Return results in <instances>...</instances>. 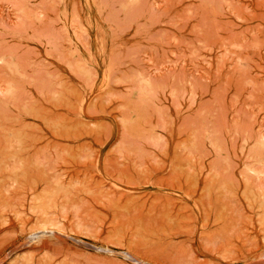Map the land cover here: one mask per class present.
I'll list each match as a JSON object with an SVG mask.
<instances>
[{
  "label": "rangeland",
  "instance_id": "obj_1",
  "mask_svg": "<svg viewBox=\"0 0 264 264\" xmlns=\"http://www.w3.org/2000/svg\"><path fill=\"white\" fill-rule=\"evenodd\" d=\"M0 264H264V0H0Z\"/></svg>",
  "mask_w": 264,
  "mask_h": 264
}]
</instances>
